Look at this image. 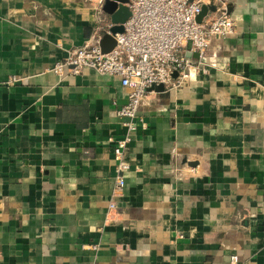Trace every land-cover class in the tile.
Segmentation results:
<instances>
[{"label":"crops","instance_id":"1","mask_svg":"<svg viewBox=\"0 0 264 264\" xmlns=\"http://www.w3.org/2000/svg\"><path fill=\"white\" fill-rule=\"evenodd\" d=\"M228 13L205 74L147 91L114 193L129 89L52 69L125 13L0 0V264H264V0Z\"/></svg>","mask_w":264,"mask_h":264},{"label":"built area","instance_id":"2","mask_svg":"<svg viewBox=\"0 0 264 264\" xmlns=\"http://www.w3.org/2000/svg\"><path fill=\"white\" fill-rule=\"evenodd\" d=\"M94 3L98 13H103L105 0H88ZM229 0H128L124 5L129 16L123 31L114 34L115 45L102 52L99 42L103 33H110L113 23L98 20L100 34L91 43L71 49L67 56L54 64L58 75H77L85 68L98 74L117 76L120 84L129 89L126 103L117 111L126 134L114 141L113 153L119 161V174L114 180V193L124 187L123 172L127 165L120 162L123 151L136 129L139 107L148 88L162 84L164 89L182 86L193 71L205 74L206 50L213 38H226L234 33L235 24L228 13ZM212 3L215 10L208 9L201 21L197 17L203 4ZM190 41V53L198 58L186 57V44ZM177 76L173 77V73ZM15 79H13L14 81ZM110 208L114 205L109 204ZM231 256V263H237Z\"/></svg>","mask_w":264,"mask_h":264},{"label":"water","instance_id":"3","mask_svg":"<svg viewBox=\"0 0 264 264\" xmlns=\"http://www.w3.org/2000/svg\"><path fill=\"white\" fill-rule=\"evenodd\" d=\"M128 0H105L102 10L105 14L115 16V15H121L122 13H125L124 17L125 19L128 18L129 16V10L128 8L124 5L127 3ZM215 6L212 3L209 4H203L202 5V11L200 15L197 17V21H201L202 18L207 14V10H215ZM125 19H113V26L110 28V33H103L102 37L100 39L99 45L102 50V52H108L114 45H115V40H114V34L116 33H121L123 31V23ZM190 41L187 42L186 44V52L185 56L186 57H192L193 59L198 58L197 53H190ZM177 76V72L173 73V77ZM151 90H157V91H163L164 86L162 84H156L152 85L151 87L148 88V91ZM190 165H195V163H191Z\"/></svg>","mask_w":264,"mask_h":264}]
</instances>
